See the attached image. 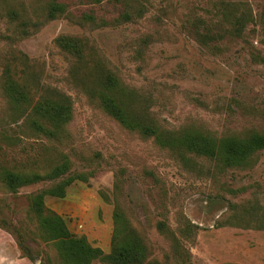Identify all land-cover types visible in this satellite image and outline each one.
I'll list each match as a JSON object with an SVG mask.
<instances>
[{"label": "rangeland", "instance_id": "374dc122", "mask_svg": "<svg viewBox=\"0 0 264 264\" xmlns=\"http://www.w3.org/2000/svg\"><path fill=\"white\" fill-rule=\"evenodd\" d=\"M51 1L0 0V264H59L30 207L54 180L13 190L2 172H44L64 158L88 180H75L65 197L47 195L46 206L105 252L120 210L148 246L142 264H264V149L250 166L222 170L190 152L182 134L264 133L263 29L226 32L229 3L259 15L264 0H59L67 11L52 20ZM202 33L223 36L204 43ZM60 35L81 38L84 58L61 49ZM106 70L136 113L171 130L173 146L104 108L97 94ZM6 72L32 99L69 97L72 116L57 137L30 128L29 102L15 107L4 92Z\"/></svg>", "mask_w": 264, "mask_h": 264}, {"label": "trees", "instance_id": "16d2710c", "mask_svg": "<svg viewBox=\"0 0 264 264\" xmlns=\"http://www.w3.org/2000/svg\"><path fill=\"white\" fill-rule=\"evenodd\" d=\"M230 21L228 34L239 37L250 23L259 25L264 32V9L259 15H255L252 8L240 10L235 3H229ZM67 11L66 5L53 0L48 5V19H55ZM94 19V16H90ZM126 21L132 15L125 12L121 17ZM115 20V19H114ZM118 20V19H116ZM102 24H107L106 21ZM204 43L221 39L223 35L216 37L202 33ZM57 45L76 59L85 56L83 40L76 36L60 35L55 39ZM4 76V92L8 99L19 108L22 102L28 101L30 109L26 121L36 132L47 137H57L61 124L68 122L72 116V104L69 97L61 95L60 98L49 97L41 94L38 99L28 96L27 88L11 73ZM103 89L98 93L104 108L120 123L129 129L139 130L142 133L155 136L158 142L164 146H173L168 140L171 130L160 127L149 115L136 113L125 99L121 90L120 79L112 70H106L102 79ZM183 134V144L190 152L208 158L215 162L222 170L234 167L250 166L255 155L264 149V133L253 130L249 133H232L220 137L201 130L186 129ZM185 159V155H183ZM69 174L62 177L64 174ZM62 177V178H61ZM2 178L6 186L16 190L19 187L38 183L44 180H54L49 187L40 190L31 197L30 207L36 218L42 237L52 243L57 251L59 264H92L95 260H101L107 264H142L148 256V246L137 234L128 220H125L122 212L115 213V233L113 235L112 249L105 252L100 246L91 243L86 235H77L71 231L65 218L56 211L48 208L45 203L47 195L65 197L67 188L75 180H88L85 172H70V163L64 158L63 162L53 168L40 172L37 170H16L5 168ZM61 178V179H59ZM59 179V180H56ZM193 225V223H192ZM157 228L168 233L170 228L165 220L157 222ZM40 264H55L50 257ZM148 264H156L149 262Z\"/></svg>", "mask_w": 264, "mask_h": 264}]
</instances>
